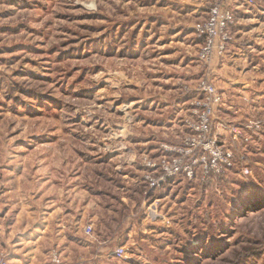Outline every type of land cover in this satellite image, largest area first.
<instances>
[{"label":"rangeland","instance_id":"374dc122","mask_svg":"<svg viewBox=\"0 0 264 264\" xmlns=\"http://www.w3.org/2000/svg\"><path fill=\"white\" fill-rule=\"evenodd\" d=\"M213 1L0 0V255L43 188L78 179L102 223L66 238V264H264V0L234 4L226 52L206 64L196 25ZM204 79L234 165L151 187L154 164L185 147Z\"/></svg>","mask_w":264,"mask_h":264},{"label":"built area","instance_id":"2783aa9c","mask_svg":"<svg viewBox=\"0 0 264 264\" xmlns=\"http://www.w3.org/2000/svg\"><path fill=\"white\" fill-rule=\"evenodd\" d=\"M241 0H215L211 3L208 16L203 22L196 25V32L202 37V43L199 49V59L211 64L221 59L231 40L230 28L235 24L234 4ZM199 92L202 97L198 99L197 106L193 110L196 121L189 122V135L185 138V147L175 148L174 154L169 158H163L159 164H154L160 169L157 177H149L151 187L159 186L167 179L175 178L180 174H185L189 179L196 176L197 166L201 167V180H205L210 172L215 174L224 173V171L233 167V152L225 146L219 145L217 139L212 137L211 123L215 109L222 103L223 96L217 86L208 81L202 80L198 84ZM223 127L240 135L241 130L237 126ZM203 148L206 154L200 158L192 154L196 149ZM202 148V149H203ZM86 234L91 236L93 225L89 224L85 228ZM118 257L126 254L124 246H118L115 249ZM50 264H66L59 248L54 247L50 250ZM0 264H11L8 255H0Z\"/></svg>","mask_w":264,"mask_h":264},{"label":"crops","instance_id":"0c3cea01","mask_svg":"<svg viewBox=\"0 0 264 264\" xmlns=\"http://www.w3.org/2000/svg\"><path fill=\"white\" fill-rule=\"evenodd\" d=\"M81 181L75 179L73 186L66 191L60 186L56 188L48 185L39 194L38 205L41 213L28 217L30 220H25L27 216L24 219H21L22 215L17 217L14 230L18 233L14 235L13 246L8 253L11 264H48L49 247L58 246L62 255L63 252L68 255L71 252L75 253L77 240L87 236L86 226L102 223L95 209L99 204L101 205V202H98V195L95 193L93 195L89 191L87 187L90 184L85 180ZM80 210L82 212L78 213ZM116 231L118 233V229ZM126 232L129 233L130 229ZM66 238L76 242L70 245V242H65ZM97 256L94 254L82 257L81 255L71 264H96Z\"/></svg>","mask_w":264,"mask_h":264}]
</instances>
